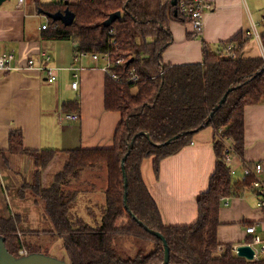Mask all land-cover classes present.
Wrapping results in <instances>:
<instances>
[{"label":"trees","instance_id":"obj_1","mask_svg":"<svg viewBox=\"0 0 264 264\" xmlns=\"http://www.w3.org/2000/svg\"><path fill=\"white\" fill-rule=\"evenodd\" d=\"M50 7L45 10L56 12L68 8L76 14L69 27L52 22L56 26L52 31L54 38L74 41L79 52L108 51L114 62L124 60L121 67L110 70L120 80L109 78L106 89L107 109L122 114L113 148L64 151L68 154L67 161L62 170L50 176L47 185L42 183V172L58 150L27 149L19 131L12 132L9 147L0 150L6 164L9 163L7 153L30 158L27 176L21 174V166L16 167L21 183L17 196L33 199L40 208L43 219L52 225L51 232L64 241L67 263L161 264L163 242L150 234L146 226L167 240L169 264H264V258L248 260L237 256L230 245L219 255L217 238L221 199L241 195L253 180L248 177L244 185L233 182L225 148L226 142L231 140L234 153L242 154L245 107L264 101V59L242 58L236 48L229 47L236 36L221 44L217 52L205 45L201 64L165 65L162 53L172 42L167 24L181 17L176 14L177 8L170 3L163 6L160 0H78ZM116 12H121V17L111 26H104ZM112 30L116 32L114 36L110 35ZM262 39L264 43V32ZM226 53L230 56H225ZM132 71L139 77L138 81L128 80ZM229 88L234 89L208 122ZM205 127L215 130L217 162L208 191L198 198L199 218L188 226H166L143 179L142 163L154 156L157 171L162 159L179 152ZM141 132L151 138L139 135L129 152L133 138ZM178 135L180 137L174 139ZM98 164L107 168L106 204L102 208L101 223L92 226L72 214L78 192L66 190L64 185L69 176ZM27 219L20 214L4 217L0 213V237L16 257H21L24 249L28 254L42 253L32 240L18 235L20 225ZM116 234L151 239L154 241L152 250L140 249L137 255L125 256L115 242Z\"/></svg>","mask_w":264,"mask_h":264},{"label":"crops","instance_id":"obj_2","mask_svg":"<svg viewBox=\"0 0 264 264\" xmlns=\"http://www.w3.org/2000/svg\"><path fill=\"white\" fill-rule=\"evenodd\" d=\"M172 1L160 0L161 5L170 3L176 8ZM207 1L213 3L214 9L205 15V27L200 36H194L191 26L182 18L168 22L172 42L162 53L163 63L201 64L205 45L217 52L221 44L232 41L236 36V41L229 47L236 48L242 58L264 59V0ZM64 2L77 3L78 0H24L21 4L19 0H0V53H14V66L18 68L0 69V150L9 147L10 135L15 131L21 132L27 149L58 150L42 175L50 173L61 157L68 158L64 151L113 148L122 122L121 112L106 107L109 78L120 80L113 78L110 72L117 66L113 64L111 55L106 56L109 52H79L74 41L52 36L56 27L53 21L66 25L44 13L59 11L49 12L45 8ZM44 25L48 28L43 29ZM225 56L230 55L226 53ZM29 59H34L37 67H53L56 81L50 82L46 73L37 67L27 69ZM75 82L78 83L77 88L73 87ZM76 114L77 119L66 117ZM215 142V130L205 127L196 132L190 143L179 152L162 159L157 171L154 156L144 159L142 176L164 225L188 226L197 222L198 198L208 191L216 169ZM228 143L233 145L231 140ZM6 157L8 164L0 155L1 215L26 216L28 219L20 225L18 235L27 237L35 245V239L51 237L52 244L56 243V258L65 260L64 241L51 232L52 225L43 219L40 208L33 199L17 196L21 183L16 167L21 166V174L27 176L30 158L9 153ZM227 158L233 182L244 185L248 181V177H244L245 166L256 163L263 165L261 175L264 178V101L245 107L242 154L231 152ZM64 189L78 192L73 215L82 217L92 226L101 223L107 190V168L104 164L85 167L78 175L69 176ZM258 201L259 194L252 182L244 187L241 195L221 199L217 229L219 246L249 245L258 236L261 240L255 245L259 251L258 260L264 258V210L258 206ZM251 226L256 228L254 234L247 233ZM115 242L133 256L140 249L150 252L154 243L145 237L131 238L120 234H116ZM23 251L27 252L24 249L21 255Z\"/></svg>","mask_w":264,"mask_h":264},{"label":"built area","instance_id":"obj_3","mask_svg":"<svg viewBox=\"0 0 264 264\" xmlns=\"http://www.w3.org/2000/svg\"><path fill=\"white\" fill-rule=\"evenodd\" d=\"M24 0H19V4H21ZM59 1H64V0H59ZM176 8L178 14L181 16V18L188 22L189 25L192 28V32L194 36H200L205 27V15L210 12L211 10L214 9L213 3L207 1V0H176ZM48 25H44L43 29H47ZM116 32L113 30L110 31V35L114 36ZM250 35V33H247ZM110 53H107V57H109ZM16 60V56L14 53H0V69H5V70H13V69H18L16 66H14V62ZM113 64L116 66H122L124 64L123 59L116 60L115 62L113 61ZM111 66V62L109 61V67ZM36 63L34 59H29L27 63V69L35 68ZM41 71L45 72L48 80L50 82H55L57 79L55 70L53 67L44 65L41 67H37ZM112 77L115 79H119L118 75L113 73ZM129 81H138L139 77L132 71L130 73V78L128 79ZM78 83L75 82L73 84L74 88H77ZM67 118L70 119H77L78 115H67ZM222 129L220 130V132ZM226 153L229 154L231 152L234 153L233 151V145L226 142ZM262 171H263V165L261 163H256L254 165H247L244 168V177H252V186L255 188V190L259 194V201H258V206L264 210V178L262 177ZM256 232L255 226H251L247 228V233L249 234H254ZM261 240L258 236L254 237V240L251 244L253 249L255 250V258L256 260L259 259V251L255 247L256 244H260ZM239 246H233L232 250L234 253H238ZM225 250L224 246H219L218 247V254L221 255ZM262 251L264 252V247L262 248ZM22 255H27V252L23 251Z\"/></svg>","mask_w":264,"mask_h":264},{"label":"water","instance_id":"obj_4","mask_svg":"<svg viewBox=\"0 0 264 264\" xmlns=\"http://www.w3.org/2000/svg\"><path fill=\"white\" fill-rule=\"evenodd\" d=\"M172 4L174 6H176L177 1L173 0ZM48 17L52 18L55 21H62L66 26L71 25L74 20H75V13L72 12L70 9H66L64 12H56V13H48V12H44ZM121 17V12H116V13H112L109 18L104 22V26H110L112 25L118 18ZM234 88H229L227 90V92L224 94L223 98L221 99V101L219 102V104L215 107L214 111L211 113L208 122H210L211 118L213 117L214 113L216 110L219 109V107L221 105H223L228 96L229 93L231 91H233ZM139 135H145L147 136L148 139H150V135L147 134L146 132H141L138 135H136L129 147V152L130 149L133 147L136 138ZM180 135L175 136L174 139L179 138ZM171 142V140L167 141L166 143L169 144ZM128 152V153H129ZM128 155V154H127ZM127 156H125L124 161L126 160ZM122 170L124 173V166L122 165ZM125 187L127 188V179H125ZM125 203H127V192L125 193ZM127 206V205H126ZM139 223L141 225H143V223L141 221H139ZM145 229L150 233L153 234L154 236H156L157 238H159L162 242H163V247H164V261L161 264H169L170 262V248L169 245L167 243V240L165 239V237L159 233L158 231L149 229L148 227L145 226ZM238 256L240 257H244L248 260H253L255 258V250L253 249L252 246L250 245H242L239 246L238 249ZM0 264H68L66 260H62L53 256H49L46 254H42V253H33V254H28V255H24L21 257H16L14 255H12L6 248L5 246V242H4V238L0 237Z\"/></svg>","mask_w":264,"mask_h":264},{"label":"rangeland","instance_id":"obj_5","mask_svg":"<svg viewBox=\"0 0 264 264\" xmlns=\"http://www.w3.org/2000/svg\"><path fill=\"white\" fill-rule=\"evenodd\" d=\"M66 161H67V157H61V159H59V164L55 168H53V170L50 173L42 175V183L44 185H47V182H49V180H50V176L52 174H55V173L59 172L60 170H62ZM34 242H36V244L39 245V247L42 249V254L57 257L55 252H54V247H55L56 243L54 245L52 244V238L51 237H49V236L39 237V238L35 239ZM57 243H60V242L58 241ZM122 253L125 256L132 254V253L129 254V252H127V251H122Z\"/></svg>","mask_w":264,"mask_h":264}]
</instances>
